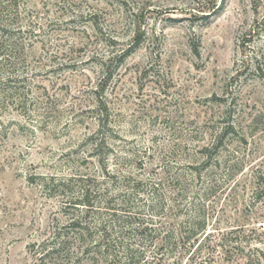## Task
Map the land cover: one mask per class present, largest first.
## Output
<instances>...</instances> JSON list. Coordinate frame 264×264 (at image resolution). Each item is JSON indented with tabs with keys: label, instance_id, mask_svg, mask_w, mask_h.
<instances>
[{
	"label": "rangeland",
	"instance_id": "374dc122",
	"mask_svg": "<svg viewBox=\"0 0 264 264\" xmlns=\"http://www.w3.org/2000/svg\"><path fill=\"white\" fill-rule=\"evenodd\" d=\"M256 2L0 0V264H264Z\"/></svg>",
	"mask_w": 264,
	"mask_h": 264
},
{
	"label": "trees",
	"instance_id": "16d2710c",
	"mask_svg": "<svg viewBox=\"0 0 264 264\" xmlns=\"http://www.w3.org/2000/svg\"><path fill=\"white\" fill-rule=\"evenodd\" d=\"M259 2H260V0H257V2L254 5L255 8H257L259 6ZM207 8H210V6H207ZM103 89L101 91H103ZM99 106H100V104H99ZM100 111L102 114V118L101 117L99 118V125L101 127L102 126L106 127V124L108 123L106 120H108V119H107L106 114L104 113L105 110L103 108H100ZM232 129H234V128L232 127ZM228 133H229V130L226 129L225 131H223L221 133L220 138L222 139V137L226 136ZM88 200H89V194L87 191H85L83 193V195L81 196V198L79 199L78 204L91 207L92 204ZM72 225L80 226L81 222L79 219L78 220L74 219L72 221ZM205 228H206V226H205L204 220H200L199 222H197L195 224V232L190 236H186L187 240L190 238L196 237L197 234L200 232H203L205 230ZM101 239H102V243L101 242H95V244H94V242H93L94 240H92V238L89 239V241L87 242L86 247L84 249V253L93 252L92 259H93V262L96 264H110L108 262V252H109L108 238L106 236H103ZM78 240L79 241H86V238H85V235L83 234V232H80ZM157 241H158L157 245H159V248H168L171 246V243H172V239L170 236L158 237ZM102 248H105V251H102L101 250ZM59 249H60V247L57 250H59ZM130 252L132 255L133 249H131ZM162 254L165 255L166 253H162ZM169 258H173V254H169ZM262 260L264 261V257L262 258ZM112 262H113V264H116L115 260L114 261L112 260L111 264H112ZM155 264H162V263L161 262H159V263L155 262ZM164 264H183V263L180 260H174V261H171L168 263L166 262ZM190 264H193V263L191 262Z\"/></svg>",
	"mask_w": 264,
	"mask_h": 264
}]
</instances>
